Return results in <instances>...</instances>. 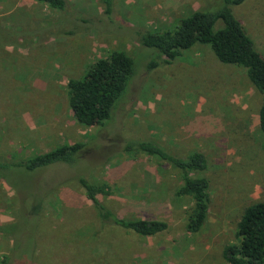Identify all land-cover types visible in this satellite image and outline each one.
Returning <instances> with one entry per match:
<instances>
[{
    "label": "rangeland",
    "instance_id": "obj_1",
    "mask_svg": "<svg viewBox=\"0 0 264 264\" xmlns=\"http://www.w3.org/2000/svg\"><path fill=\"white\" fill-rule=\"evenodd\" d=\"M65 1L60 12L40 0H0V162L85 145L75 164L0 178V264H227L222 250L236 241L243 209L264 201L262 95L244 69L221 64L205 45L146 73L139 67L148 52L135 41L137 31L170 29L208 0H114L110 16L101 0ZM235 13L264 57V0ZM113 51L128 54L139 72L109 122L80 125L67 83ZM135 140L177 157L205 156L206 170L192 173L207 179L211 198L198 233L185 227L192 202L177 195L179 171L125 153ZM82 177L107 186L98 200L117 218L158 220L167 230L148 238L102 221L77 183ZM26 192L48 195L38 208Z\"/></svg>",
    "mask_w": 264,
    "mask_h": 264
},
{
    "label": "trees",
    "instance_id": "obj_2",
    "mask_svg": "<svg viewBox=\"0 0 264 264\" xmlns=\"http://www.w3.org/2000/svg\"><path fill=\"white\" fill-rule=\"evenodd\" d=\"M49 7L64 12L65 0H40ZM104 14L110 16L114 0H101ZM249 0H208L203 9L193 11L170 29L135 33V41L142 52H148L143 69L151 73L162 65H170L184 51L196 45L209 46L221 64L244 69L248 82L262 95L258 111V127L264 136V57L255 47L254 41L245 31L235 13ZM68 33H71L69 31ZM139 69L135 61L123 51H113L107 57L92 63L78 79L67 83L68 106L75 121L86 127H101L109 122L113 112L126 98ZM83 143L64 144L48 152L35 155L20 163H1L0 178L6 181V172L20 170L28 175L56 164L72 165L84 149ZM127 154H143L166 162L178 170L181 186L178 196L188 197L192 208L186 220V230L198 233L210 206L209 183L204 177H193L207 168V160L200 152H191L184 157L168 153L153 141L135 140L124 143ZM85 198L92 204L99 218L117 228L135 235L156 238L164 233L168 225L158 220H123L113 215L99 200L98 195H108L106 185H93L84 177L77 180ZM64 186V185H59ZM18 193V188L15 189ZM27 193L24 199L41 208L44 198ZM23 199V197H22ZM21 199V201H22ZM39 209L30 211L34 219ZM4 225H0V231ZM236 241L225 245L222 258L227 264H264V201L249 204L243 209L236 225Z\"/></svg>",
    "mask_w": 264,
    "mask_h": 264
}]
</instances>
